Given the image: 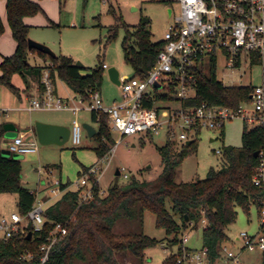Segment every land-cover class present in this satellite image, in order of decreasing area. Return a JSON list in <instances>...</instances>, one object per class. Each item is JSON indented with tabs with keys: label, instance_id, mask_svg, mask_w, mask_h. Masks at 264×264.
<instances>
[{
	"label": "trees",
	"instance_id": "obj_1",
	"mask_svg": "<svg viewBox=\"0 0 264 264\" xmlns=\"http://www.w3.org/2000/svg\"><path fill=\"white\" fill-rule=\"evenodd\" d=\"M110 12L116 24L109 29V41H114L119 28L124 27L126 35L122 47L125 61L132 67L135 78L145 79L157 62L163 42H152L149 30L151 21L148 18L142 17L136 30L131 32L121 14L119 16L114 8ZM39 14L45 12L38 2L7 0L6 18L16 42V50L0 64V87L20 97L19 89L13 84L15 75L23 79L31 77L40 84L46 67L30 63V55H36L52 64L53 82L60 79L83 101H88L91 93L101 91L104 65L86 68L76 65L71 57L48 55L30 49V27L25 19ZM50 26L59 27L52 21ZM4 33L5 25L0 17V38ZM252 91V86L227 87L219 82L213 64L200 73L195 96L184 105L199 106L206 102L237 109L240 104L251 102ZM148 106L151 107V103ZM92 120L97 126V134L93 137L97 144L94 150L99 160H102L110 154L116 142L106 115L97 119V114L92 113ZM4 136L2 128L0 143ZM241 137L242 147L224 146L223 167L218 170L211 168L205 179L177 182V169L187 157L197 153L198 144L196 140L190 146H177L175 142L168 141L166 145L158 147L163 170L153 181L133 178L124 186L116 182L109 187L108 195L102 198L99 196L101 187L96 184L95 198L82 204L79 203L80 192L68 190L45 211V231L51 229L53 222H68V235L55 246L48 264H124L118 257H124L127 252L133 256L134 264H145V251L161 242L143 232L123 235L120 238L124 242H120L114 227L120 220L142 225L146 212L156 216V227L163 229L168 238L173 236L170 245L179 246V254L169 256L163 264H179L182 244L178 236L190 228L198 229L203 220L206 221L202 234L203 248L208 250L212 262L221 260L222 245L229 240L227 230L237 220L236 208L249 212L250 207L256 205L260 210L264 198V191L253 184L255 169L261 161L260 153L264 151V127L248 128L245 125ZM176 147L178 151H175ZM257 152L259 156H256ZM88 170L84 168V173ZM22 171V162L13 156H4L0 146V195L16 194L18 213L26 217L36 203L37 193L23 186ZM67 188V185H62V189ZM29 231H32V227ZM40 243L41 240L34 243L21 236L9 242L0 241V264H36L40 257L37 252ZM26 247L35 253L33 261L22 260L21 255Z\"/></svg>",
	"mask_w": 264,
	"mask_h": 264
},
{
	"label": "built area",
	"instance_id": "obj_2",
	"mask_svg": "<svg viewBox=\"0 0 264 264\" xmlns=\"http://www.w3.org/2000/svg\"><path fill=\"white\" fill-rule=\"evenodd\" d=\"M161 1L170 6L177 5L178 11L169 8L170 25L155 66L145 79L119 76L122 96L119 101L110 105L105 104L99 91L91 93L87 110L96 113L97 119L106 115L112 132L119 134L121 139L135 135L154 138L165 132L167 141L175 142L177 146L198 140L203 131L222 133L226 123L237 118L250 125L264 127V0ZM213 64L216 66L217 80L222 84L224 81L218 79L221 67L229 71H241L245 66L251 69L261 67L263 84L252 86L251 102L242 103L237 109L206 102L199 106L184 105L194 98L200 73ZM51 67L50 63L43 71L40 81L41 96L30 100L25 109L30 113L70 110L78 115L80 107L71 106L58 96L51 77ZM164 102H178L180 106H158ZM149 103L151 107L148 106ZM247 104H251L253 109L245 108ZM178 130L180 133H177ZM83 131V126L78 120H74L70 136L73 146L81 144ZM7 151L11 156L36 154L39 152V142L32 132L19 133L11 141ZM217 154L221 155L222 152ZM260 157L253 184L264 191V151L260 153ZM106 160L107 157L91 166L76 185L78 189L75 191L80 192V204L95 198L94 187L101 184L100 178L104 175L103 163ZM118 171L125 179L130 178L125 169ZM50 175L48 172V176ZM82 188L86 190L81 191ZM68 190L62 189L61 181L57 180L51 184L50 193L61 198ZM103 195L104 192L100 191L99 196L102 198ZM45 204L36 200L26 217L18 212L0 217V241L9 242L17 236L23 239L29 235L34 243L41 240L42 243L37 249L40 257L36 264H48L55 246L68 235V222H53L51 229L45 231ZM260 218L263 225L261 232L253 236L242 232L237 241L242 242L243 249L249 252L264 254V198L261 202ZM30 227L32 231H29ZM181 236L179 264H215L206 248L189 250L185 244L190 236ZM222 251L227 263L239 264L238 257L227 247H223ZM21 258L25 262L33 261L35 253L26 247Z\"/></svg>",
	"mask_w": 264,
	"mask_h": 264
},
{
	"label": "rangeland",
	"instance_id": "obj_3",
	"mask_svg": "<svg viewBox=\"0 0 264 264\" xmlns=\"http://www.w3.org/2000/svg\"><path fill=\"white\" fill-rule=\"evenodd\" d=\"M41 4L43 0H32ZM51 3L48 10L51 13L50 21L58 24V28L50 26V21L44 16L42 19L47 22L48 26L36 25L30 27L29 40L45 45L57 56L63 55L71 57L75 63L80 62L86 68H96L104 65V78L101 87V97L106 105L119 101L122 96L120 87L114 84L108 74L109 69L115 68L119 76L134 77L132 67L125 61L123 52V41L126 35L124 27H120L114 41H109V29L116 24L113 14L110 12L114 8L117 14L122 16L124 24L134 32L142 17L151 21L150 32L153 43L163 42L169 29L170 19L168 10L173 8L176 12L178 6L169 5L161 0H47ZM7 0H0V17L5 25V33L0 38V58L3 54L8 53L11 48L15 47L16 42L12 37L10 27L6 18ZM134 8L136 11H134ZM40 41H37L36 39ZM13 51V50H12ZM11 52V51H10ZM50 62L46 65L49 66ZM1 73V71H0ZM263 69L261 67L245 66L241 71H229L221 67L218 71V79L224 81L227 87H248L261 86L263 84ZM17 79V80H16ZM15 80L20 83V77ZM59 86L64 87L60 79H56ZM1 88V87H0ZM67 89V88H66ZM68 90V89H67ZM69 93L70 90H68ZM73 103L80 107L81 111L77 116L72 111H41L34 112L39 120L54 125H63L71 127L74 120L83 126L91 125V112L87 110V101H83L76 96ZM159 103V107L169 106L178 108L180 104L173 102ZM252 110L251 104L244 106ZM18 120V126L22 132L27 131L29 124V113H9ZM0 113V117H1ZM44 120V121H41ZM58 122L59 124H55ZM248 128L255 127L248 124L241 118L226 123L224 133L203 131L197 140V153L187 157L177 169V182L188 183L198 179H205L211 168L221 169L224 165L222 152L224 146L242 147V131L244 126ZM161 133L152 139L144 136L135 135L121 139L119 134L113 133L116 145L107 156L103 163L104 175L100 178L101 191L103 197L108 195V189L116 182L124 186L130 183L133 178L139 181H153L159 177L163 170L162 156L158 147L167 144V139ZM177 133H180L178 130ZM213 140V141H211ZM11 141L3 139L0 143L1 148L7 151ZM97 146L96 141L90 138L86 131L82 132V142L79 146H73L67 142L64 146L57 145H40L39 152L27 156L13 155V158L22 162V182L24 187L30 188L37 193V200L42 201L44 198L50 199L44 205L47 209L60 200V197L51 195V184L60 180L62 185H67L68 189L77 190V184L84 175V168H90L100 160L94 150ZM179 148L176 147L175 151ZM11 154L9 155V157ZM125 169L130 178L125 179L123 176H116L119 169ZM48 172L51 173L48 176ZM45 182V183H44ZM39 188V189H38ZM40 190V191H39ZM82 188L81 191H85ZM237 220L231 225L227 234L229 240L224 243L238 257L239 264H264V254L260 252H249L243 249V243L237 241L240 233L247 232L253 236L261 232L260 210L256 205H252L249 212L240 207L236 208ZM18 212V196L16 194L0 195V216H10ZM206 221H201L198 229L192 228L185 230L178 236L189 235L190 239L185 244L190 250H200L203 248L202 234ZM135 232H143L145 235L157 239L161 244L156 247L147 249L145 264H163L169 256L179 254V246H171L169 241L173 238L167 237L163 229L156 227V216L153 213L146 212L143 224L120 220L114 227V233L120 238ZM120 242H124L122 238ZM223 256V254H222ZM124 264H134L131 253L127 252L124 257H118ZM78 264H85L79 262ZM215 264H230L224 259H219Z\"/></svg>",
	"mask_w": 264,
	"mask_h": 264
},
{
	"label": "crops",
	"instance_id": "obj_4",
	"mask_svg": "<svg viewBox=\"0 0 264 264\" xmlns=\"http://www.w3.org/2000/svg\"><path fill=\"white\" fill-rule=\"evenodd\" d=\"M40 5L44 9L45 14H39L35 17L25 19V23L31 28L35 27L36 25H41L42 27L48 26L47 22L44 21L45 19H42L43 17H39V16H44L47 19V21L52 19L51 13L48 10V7H49V5H51V3L48 2L47 0H43V2H41ZM34 39H36L37 41H40L37 38H34ZM0 50H1V47H0ZM15 50L16 49L14 47L13 49L11 48V50H9L8 53L3 54L4 56H1V58H0V64L2 63L4 58L12 56L15 53ZM30 63L32 65L46 67V65L49 63V61L44 60V59H42L36 55H30ZM0 75H1V73H0ZM17 77H20V76L15 75L13 77V84L19 89L20 97L13 95L5 87L0 88V109H1L0 113L2 115L0 117V130L4 127L5 124H13L16 127L18 134L19 133L32 132L34 134V136L37 138L34 125H35V121L39 120V118L37 116H33V113L34 112H41V111H34V112L30 113L25 109V107L27 106V104L30 100L35 99V98H39L41 96L42 89H41L39 82L34 80L31 77H28L27 79H23L22 77H20V83L16 82ZM54 84H55L56 92H57L58 96L63 98V100L68 102L71 106H77L76 104L73 103V100L75 99V97L77 95L74 92H72L67 87V85L65 83L62 82V84H64V87L59 86L56 80H55ZM66 88L68 90H70V92H72V95H71V93H69V91ZM11 112H16V113H23V112L26 113L27 112V113H29V119L27 118V123L29 124V128L27 129V131H25V132L21 131V129L19 128L18 123H17L18 122L17 118L15 116H14V118H13V116H10L9 113H11ZM75 116H77V115H75ZM41 121H44V120H41ZM55 124H59V123L55 122ZM91 126H93L97 131V126L92 120V113H91ZM3 139H5V136ZM8 140L12 141L13 139H8ZM211 141H213V140H211ZM26 188H28V187H26ZM28 189H30V188H28ZM42 201L47 203L50 201V199L44 198V200H42ZM0 217H2V216H0ZM224 258H225V255L223 253L222 259H224ZM225 261H226V259H225Z\"/></svg>",
	"mask_w": 264,
	"mask_h": 264
},
{
	"label": "water",
	"instance_id": "obj_5",
	"mask_svg": "<svg viewBox=\"0 0 264 264\" xmlns=\"http://www.w3.org/2000/svg\"><path fill=\"white\" fill-rule=\"evenodd\" d=\"M134 11L136 9L134 8ZM169 17L171 16V9L168 10ZM29 48L38 50L42 53L53 55V51L46 47L45 45L39 44L37 42H34L32 40H29ZM78 66H83L80 62L76 63ZM108 74L110 76L111 81L120 86V80H119V72L115 68H111L108 71ZM35 132L38 139V142L40 145H57V146H64L67 142L70 141L71 136V128L68 126L63 125H54V124H48L43 122H35ZM84 130L87 132V135L90 138H93L97 131L96 129L89 125V124H83ZM3 130L5 132V139H14L17 137V129L13 124H5L3 127ZM193 141H188L187 146H190ZM4 156L9 157L10 153L8 151L3 152ZM20 156V155H18ZM256 156H259V152L256 153ZM116 176H120V172H116ZM31 239V235L28 237Z\"/></svg>",
	"mask_w": 264,
	"mask_h": 264
}]
</instances>
